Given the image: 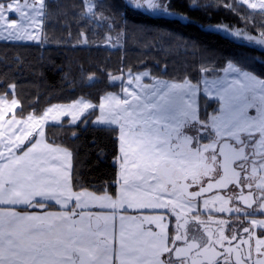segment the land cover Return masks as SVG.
I'll return each mask as SVG.
<instances>
[{
    "label": "snow or ice",
    "instance_id": "obj_1",
    "mask_svg": "<svg viewBox=\"0 0 264 264\" xmlns=\"http://www.w3.org/2000/svg\"><path fill=\"white\" fill-rule=\"evenodd\" d=\"M81 2L98 23L109 19L96 11L101 5L95 0ZM241 3L264 13V0ZM133 5L176 18L173 22H194L170 10L173 0H133ZM214 6L197 0L188 5L190 11ZM47 15L45 0H0V39L38 40ZM208 27L264 47V31L257 37L222 24ZM80 41L87 42L83 32ZM216 71L201 65L196 82L187 76L166 82L147 72H129L128 84L139 87H124V98L108 95L98 106L81 99L24 120L16 119L18 102H9L8 92L0 94V122L12 132L6 139L0 133V264H264V219L254 218L264 216V78L231 61L223 71L234 73L232 79H207ZM145 77L152 82L142 83ZM14 88L10 85L9 91ZM201 95L218 101L213 113L201 114ZM97 107L94 123L116 126L118 132L115 199L107 192L74 191L72 154L45 141L49 119L58 122L70 115L75 123ZM8 112L13 115L5 121ZM213 190L217 194L206 197ZM91 207L168 210L175 218L173 234L162 214H121L117 232L115 211H85ZM213 213L229 219H213ZM189 217L203 226V236L197 230L189 233Z\"/></svg>",
    "mask_w": 264,
    "mask_h": 264
},
{
    "label": "trees",
    "instance_id": "obj_2",
    "mask_svg": "<svg viewBox=\"0 0 264 264\" xmlns=\"http://www.w3.org/2000/svg\"><path fill=\"white\" fill-rule=\"evenodd\" d=\"M45 2L48 15L38 40L0 39V94L15 95L22 114L41 113L49 104L83 96L98 101L118 86L126 72L143 68L155 76L176 81L187 76L196 82L201 65L222 70L231 61L264 78V64L252 59L264 60L263 47L208 27L225 22L252 33L264 31V13L239 0H197L215 6L191 11V0H173V10L193 23L141 11L127 0H95L101 5L96 11L109 18L100 23L86 13L81 0ZM81 32L86 43L80 41ZM106 36L113 39L108 41ZM10 85L15 88L9 91ZM202 100L209 101L203 95ZM114 128L93 125L91 120L48 128L52 142H63L73 150L76 191H116L119 144Z\"/></svg>",
    "mask_w": 264,
    "mask_h": 264
},
{
    "label": "rangeland",
    "instance_id": "obj_3",
    "mask_svg": "<svg viewBox=\"0 0 264 264\" xmlns=\"http://www.w3.org/2000/svg\"><path fill=\"white\" fill-rule=\"evenodd\" d=\"M127 1H128V3L130 5H132L134 7L133 0H127ZM239 1L241 2V0H239ZM86 2H87V0H86ZM137 9H139L141 11H145V12L146 11L147 12H151V11L145 9V8H137ZM170 10L175 11L173 9H170ZM254 11H260V10L259 9H256ZM16 18H17V16H15V17L12 16L10 19H16ZM221 24L222 25H226L229 28L242 29V30L246 31L247 33H249V34H251L253 36H257L258 37L259 34H260V32L259 33H252L251 31L247 30L245 27L232 26L229 23H225V22L216 23L214 25H221ZM238 39H240V40H242L244 42L249 43L247 40H245L243 38H238ZM249 44H254V43H249ZM226 68H227V66L225 68H223V69H226ZM223 69L222 70H217L211 76H207V79L211 80V79L218 78V77H220V78H226V79H232V77L235 74L234 73H227V72L223 71ZM247 71H249V70H247ZM129 72H131L133 74H142V73L147 72V73H150L151 77L154 78V79H156V80L166 81V82H178V81L173 80V79H168V78H163V77L155 76V75L152 74V72H151V70L149 68H143V69H140V70H138L136 72H132V71L126 72V74L123 76V78H121L119 80L118 86L116 88H114V89H110V90H107L106 92H104L102 94L100 100H98V101H94L93 99H90L88 97H84L83 96V97H79L78 99L72 100V101H69V102H55V103L49 104L48 106H46V108L41 113L28 112L26 114H22L20 112V108H21L20 100L15 95H12V96L7 95V99L9 100V102H11V100H13V99H15L18 102L19 107L15 110V116H16V119H18V120H24L27 117V115H29V114H32V115H35V116H40L49 107L56 106V105L67 106V105H70L73 102H75L77 100H81V99H83L84 101H87V102H91L92 104L98 106L100 103L103 102L104 97L105 96H108V95H117L120 98H124V96H125V93L123 92V88L124 87H129L130 90H136V89H138L139 85L136 82H133L132 85H129L128 84L127 81H128V78H129L128 77V73ZM200 79H201V77H200ZM150 82H152V81L149 80L147 77H145L142 80V83H150ZM201 87H203V85H201ZM208 100L209 101H211V100L214 101L215 102L214 103L215 106L218 107V101L213 100V99H208ZM200 101L201 102L203 101L202 100V95L200 97ZM249 114L250 115H255V109H249ZM12 115H13L12 112H8L6 114V116H5V121L10 120L12 118ZM89 116H92L91 117V123L93 125H99V124L94 123V121L99 116V110H98V107H97L96 109H90L87 112H85L83 115L79 116L78 119H77V121L75 123L72 122V117L70 115H65L63 117H60L58 122H53V121H51V119H49L48 123L44 126V130H45V141L47 143L53 144L54 146H59V147H61L63 149H66V150H68L72 154V156H71V164H72V168H71V186H72V188H73L74 191H76V190H75V188L73 186V176H72L73 175V150L70 147H68L66 144H64L63 142H60V141H58V142H52L49 139V136H48V128L51 125H54V124H57V125L65 124L67 126H77L80 123L84 122L85 119H87V117H89ZM99 126H104V125H99ZM0 133H4V139H6L8 135H12L10 126L7 123H5V122H0ZM27 144H28V142L26 141L25 142V146H27ZM118 156H119V154H118ZM118 156H117L118 176H117V187L115 189L116 191L111 192L109 189H104L103 191H99L98 192V191H94L93 189H88V188L87 189H83V190H87L90 193H95L98 196L99 195H103L104 192H107L110 196H112L115 199L117 197V195H118V192H119V184H118V180H119V162H118ZM89 209L92 210V211H95L94 212L95 214H107L109 211H112V212L115 211V214H117V216H118V230H119V223H120L119 222V216L121 214L126 215V216H147V215H150V209H143V210L129 209L127 212H123L120 209L112 210V209L99 208V207H91Z\"/></svg>",
    "mask_w": 264,
    "mask_h": 264
},
{
    "label": "flooded vegetation",
    "instance_id": "obj_4",
    "mask_svg": "<svg viewBox=\"0 0 264 264\" xmlns=\"http://www.w3.org/2000/svg\"><path fill=\"white\" fill-rule=\"evenodd\" d=\"M214 103L215 102L212 101V100L211 101H206L204 103H203V101L202 102L200 101V104H201V114L203 115L205 112H207V113H213L214 110L217 108ZM90 120H91V117H87V119H85V121H84L85 124H88L90 122ZM217 192H218V190H213L212 192L207 193L206 194V197H210L212 195H215V194H217ZM219 194H223V193L220 192ZM240 206L243 207L242 204ZM198 213H199L201 219H204V220H207L208 219V215L203 211V209H199L198 210ZM157 214L165 215L167 217V219L171 221V223L169 224V229H170L169 235L171 237V235L173 234L171 230H172V227L174 225L175 218L173 216H170L168 214V210H152V209H150V215H157ZM212 215H213V219H220V218L229 219L228 214L213 213ZM254 218L264 219V216L258 214ZM241 220H243V216H241ZM244 226H247L246 221H245ZM152 227H153V230L155 231L156 230L155 227L154 226H152ZM186 227L188 228V231H189L190 234L193 232V230H197L201 236L204 235V233L202 231V227L203 226H201L197 222L193 221L191 219V217H189V222H188V224H187ZM209 227H211L213 230H215L216 225L215 224H211V225H209ZM231 227H232V225L230 224L229 225V228H231ZM236 227L239 228L240 227V224H236ZM225 234L228 235L229 233L226 231ZM257 235H259V230L258 229H257Z\"/></svg>",
    "mask_w": 264,
    "mask_h": 264
},
{
    "label": "crops",
    "instance_id": "obj_5",
    "mask_svg": "<svg viewBox=\"0 0 264 264\" xmlns=\"http://www.w3.org/2000/svg\"><path fill=\"white\" fill-rule=\"evenodd\" d=\"M12 15H13V14H10L9 18H11ZM16 19H18V16H17ZM58 208H59L58 205H53L52 208H51V210H52V211H57ZM85 211H90V212H92V213L95 212V211H92V210H90V209H85ZM112 213H113L112 211H109L107 214H112ZM94 214H95V213H94ZM115 215H116L115 228H116V230H117V232H118V216H117V214H115Z\"/></svg>",
    "mask_w": 264,
    "mask_h": 264
}]
</instances>
